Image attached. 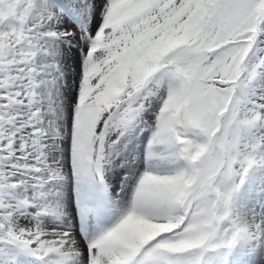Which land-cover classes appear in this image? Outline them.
<instances>
[{
  "label": "snow or ice",
  "instance_id": "snow-or-ice-1",
  "mask_svg": "<svg viewBox=\"0 0 264 264\" xmlns=\"http://www.w3.org/2000/svg\"><path fill=\"white\" fill-rule=\"evenodd\" d=\"M0 264H264V0H0Z\"/></svg>",
  "mask_w": 264,
  "mask_h": 264
}]
</instances>
